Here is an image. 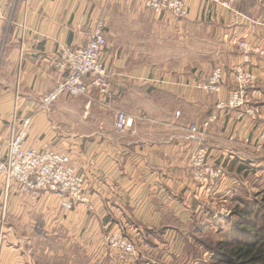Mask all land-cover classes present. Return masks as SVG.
Instances as JSON below:
<instances>
[{"label": "crops", "instance_id": "1", "mask_svg": "<svg viewBox=\"0 0 264 264\" xmlns=\"http://www.w3.org/2000/svg\"><path fill=\"white\" fill-rule=\"evenodd\" d=\"M185 2L188 15L176 18L147 10L144 0H0V147L14 112L31 117L23 145L67 153L88 196L87 203L64 213L55 193L28 199L15 182L9 189L0 183V215L3 200L9 202L6 220L0 221V264H43L38 256L55 255L56 242L58 248L65 243L86 248L88 264H115L102 246L109 231L148 245L152 240L178 243L177 236L166 233L185 226L204 199L214 204L220 192L231 191L236 164L254 156L245 139L256 122H239L233 110L216 104L225 99L241 63L236 40L264 48V0L233 4L259 22L254 29L218 3ZM99 17L106 22L101 60L111 73L113 99L92 88L89 95H62L49 109H39L41 96L61 78L54 68L60 49L85 44ZM217 66L223 69V89L207 95L197 83ZM246 67L258 77L248 96L264 102V56H251ZM117 110L132 117L120 132L114 126ZM212 113L217 120L202 138L190 132ZM202 142L211 161L228 168L209 199L189 175L190 155ZM56 229L59 239H46ZM62 232L75 238L64 242ZM95 253L99 257L92 261Z\"/></svg>", "mask_w": 264, "mask_h": 264}, {"label": "built area", "instance_id": "2", "mask_svg": "<svg viewBox=\"0 0 264 264\" xmlns=\"http://www.w3.org/2000/svg\"><path fill=\"white\" fill-rule=\"evenodd\" d=\"M211 1L228 9H231L235 2V0ZM144 5L148 10L157 14L165 12L176 18H184L188 15V6L185 0H144ZM2 19L0 4V22ZM104 25L103 19L96 20L87 36L85 45L64 47L61 50L56 61V68L65 75L50 92L42 97L41 108H47L60 95H83L92 87L98 88L105 96H111L108 70L101 61V53L106 44L103 33ZM255 25H253V29ZM236 44L240 51L241 64L235 68L233 73V87L229 90L227 97L217 103V107L233 110L239 120L256 118L257 110L252 106H247V90L255 82L256 74L246 66L253 54L263 56L264 48L246 39H238ZM222 76L221 68L217 67L212 71L207 82L197 85L207 93H218L223 85ZM211 119H215V116H211ZM131 123L130 116L123 111H117L116 130L122 131ZM207 124L205 122L204 126ZM9 129L10 134L5 148L0 149V176L5 179L7 185L10 182H15L20 193L29 199L38 198L44 193H55L59 197L60 206L64 211L72 209L77 203L88 202L84 179L69 164L70 159L67 153L51 149L29 148L23 145L30 130L29 117L21 119L18 127H16V118H12L9 121ZM193 130L198 132L195 127ZM199 137L202 138V134ZM245 141L249 142V139L246 138ZM259 141L263 143L262 150H264V126L259 133ZM259 145L261 144L258 143ZM191 164L192 178L203 185L213 183L214 179L220 176L222 166H219L220 169L215 168L214 163L209 160L208 152L203 144H199L193 153ZM105 240L109 248L116 250L124 260L127 256L135 255L134 245L121 234L110 232L106 235Z\"/></svg>", "mask_w": 264, "mask_h": 264}, {"label": "rangeland", "instance_id": "3", "mask_svg": "<svg viewBox=\"0 0 264 264\" xmlns=\"http://www.w3.org/2000/svg\"><path fill=\"white\" fill-rule=\"evenodd\" d=\"M233 6L234 5H232V8L229 10L233 11L237 15L244 16V18H246L248 21H250V23L252 25L251 29H253V25H255L256 21L250 19L248 16L243 15L237 9H235ZM1 9H2V5H1ZM149 11H151V10H149ZM151 12H153V11H151ZM163 13H165V12H163ZM2 14H3V11H2ZM159 14H161V13H159ZM3 19H4V14H3ZM100 19L104 20V18H102V17H99L96 20H100ZM2 20H1V22H2ZM96 20L92 23V25L90 27V31H91V28L93 27V25L95 24ZM1 22H0V24H1ZM104 22H105V20H104ZM105 26H106V22H105L104 27ZM104 27H103V33H104ZM90 31H89V33H90ZM89 33H88V35H89ZM104 36H105V34H104ZM86 42H87V39H86ZM86 42H85V44H86ZM106 42H107V40H106ZM236 43H237V40L235 42V45L237 47ZM85 44H83V45H85ZM83 45H80V46H83ZM64 47H70V46H64ZM64 47H62L60 49L58 57L60 56V52ZM75 47H79V46H75ZM237 49H238V47H237ZM253 55H255V54H253ZM58 57H57V59H58ZM240 57H241V55H240ZM57 59H56V61H57ZM56 61L54 63V65H55L54 68L56 69V71L61 76V78L59 80V81H61L64 77V74H61L57 70ZM104 65L106 66L105 63H104ZM239 65H237L236 67H238ZM217 67H219V66H217ZM217 67H214L212 69V71ZM106 68H107V66H106ZM220 68L222 70V75H223V69H222V67H220ZM235 68L232 72V86L227 89L225 98L227 97L229 90L233 87V73L235 71ZM107 70H108V68H107ZM212 71H211L209 77L211 76ZM108 74H109V78H108L109 91L111 92L110 97L105 96V94H103L98 88H96V87H92V88L97 89L99 95H101L103 98H105L107 100H111V99H113V93H112L111 86H110L111 73L109 72V70H108ZM209 77H208V79H209ZM208 79L203 81V82H207ZM257 81H258V77L256 75V80L250 87L255 85ZM203 82H200V83H203ZM223 82H224V76H222V84H223ZM197 84H199V83H197ZM197 87H198V85H197ZM92 88H90V89H92ZM90 89H88L87 93L83 94V95H89ZM200 89H202V88H200ZM222 89H223V85H222L221 91H222ZM248 90H249V88H248ZM248 90H247V93H248ZM50 91H48V92H50ZM220 92H218V93H212V92L207 93V92H205V93L207 95H213V94L218 95ZM47 93H45L44 95H46ZM44 95H42L40 100H39L38 108L42 109V110H47L51 107V105L54 101L47 108H45V109L41 108L40 103H41L42 97ZM83 95H78V96H83ZM61 96L62 95H60L59 97H61ZM63 96H68V95H63ZM223 100H220V101H223ZM216 106H217V104H216ZM247 106H252L257 110L256 111L257 117L256 118H244L242 120L238 119V121L239 122H242V121L245 122V121L249 120L251 122L252 121L256 122L255 132L252 135H250V137L247 138V139H249V142L245 141V143L247 145L246 147L253 150L254 156L251 159L248 158L246 161H240V163L236 164L235 169H236L237 179H236V181H234L235 183H234L231 191L227 194H221L223 192H220V194H218V196H220L221 199L220 200L218 199L217 202L214 204L211 201L207 202V199H204V201H202L200 204L201 207L197 211H195V213H193L189 217L188 220L185 221L186 222L185 226L182 225L181 229L178 228L177 232H172V231L169 232L168 231L166 233L168 236H174V238H175V236H177L178 243H175L173 240L171 242L170 241L166 242L164 240L165 244L163 245L160 241L152 240L150 243L151 245H148L143 239H141V241H139V242L136 240L133 241L132 239L127 238L122 232L121 233L117 232V233L121 234L122 236H124L125 238L129 239L135 248V250H134L135 255L133 254V256H129V257L127 256L126 260H124L123 257H120L121 255H119V253L116 250L109 248V246L107 245L106 240H105L106 235L110 232H113V231H109L108 233H106L102 237V246L104 247V250L106 252H108V255L111 254L110 256H112L113 259L115 260V262H117L115 264H128L131 261L132 262L130 264H231V262L229 260H227L226 262L225 261L223 262L222 251H224V250L220 247L219 243H221L223 241L233 242L235 240L233 238L236 237L234 232L236 230L235 227L237 226V223L245 224L244 220L239 221V218H238L239 212L243 211V210L249 212L248 219H249V222L251 223V225L254 226L253 232L255 231V233L258 234L257 238H255V241L258 240V238L264 236V150H262L263 149V143L261 141H259V133H261L263 126H264V102H259L257 100H253L252 97L248 96ZM117 111H123V110H117ZM117 111L115 112V118H116ZM123 112H125V111H123ZM213 115L215 116V119H211V116H213ZM128 116H130V115H128ZM14 117L16 118V127L19 126L21 119L26 118V117H21V118L17 117L15 112L12 114L11 118L6 122L8 134H7V137L5 139L4 145L2 147H0L1 150H3L5 148V144H6L8 135L10 134L9 121ZM29 119H30V127H31V117H29ZM216 120H217V114L212 113L201 123V125L199 127L194 126V125L191 126L190 132L194 133V134L201 133L202 137H203L205 131ZM205 122L208 123L206 126H204ZM114 126H115V122H114ZM194 127L196 128V130L198 132H195L193 130ZM201 134H199V135H201ZM229 139H231V138H229ZM258 143H260L261 145L258 146ZM199 144H203V147L208 152V158L211 161L210 151L208 149V146L204 142L199 143ZM199 144L197 145V143H196L197 146L195 145V148L190 155L189 175H190L191 180L194 183H197L200 186H202L204 195H207V197L209 199V197H212L213 194H216V191H217L219 185L223 183V180H224L223 178L225 177V173L228 171V168H226L225 166H222L221 167L222 172H221V169L219 168L220 165L214 164L215 168L220 169V173H219L220 176L218 175L219 177L214 179V182L213 183L210 182L208 185H205V184L203 185L200 182L194 180L191 176V165H192L191 162H192V158H193V153L195 152V150L197 149ZM29 148H31V147H29ZM56 151H60V150H56ZM69 159H70V157H69ZM69 164H70V162H69ZM240 164H242V166H243L242 169L239 168ZM0 183L3 185L4 188L9 189L11 187V182L7 185L5 179L1 176H0ZM17 188H18V186H17ZM18 190H19V188H18ZM85 190H86V188H85ZM0 196H1V193H0ZM8 204H9L8 200L7 201L3 200L2 212L0 215L1 223H4L6 220V216H7L6 214L8 213V211H7ZM77 204H75L72 207V209ZM61 211H63L64 213L67 212V211L62 210V208H61ZM58 231L59 230L56 229L55 235H53V233L51 231H48V232L46 231L47 232V234L45 236L46 239L56 238L58 240L59 239L58 238ZM155 235L157 238L162 239V236L160 233H155ZM60 238L63 239V241L65 242V241H68V239H70V238L74 239L75 236L70 235L67 232H62ZM63 241H61V242H63ZM57 243L58 242H56V249H55L56 254L55 255L40 254L38 256L39 262H41L43 264H88L87 258H88L90 253L85 252L86 248L84 249L83 247H81L79 245L76 248H68L67 247L68 243H65L67 245L66 248H64V246H63V248H58L60 246V244H57ZM91 256L93 257L92 261L97 260V258L99 257V253L98 254H96V253L91 254ZM93 264H95V263H93Z\"/></svg>", "mask_w": 264, "mask_h": 264}, {"label": "trees", "instance_id": "4", "mask_svg": "<svg viewBox=\"0 0 264 264\" xmlns=\"http://www.w3.org/2000/svg\"><path fill=\"white\" fill-rule=\"evenodd\" d=\"M248 215V211L239 212V221L244 220L245 224L237 223L233 242L219 243L224 250L223 262L229 260L231 264H264V236L255 241L258 234L253 232L254 226L249 222Z\"/></svg>", "mask_w": 264, "mask_h": 264}]
</instances>
